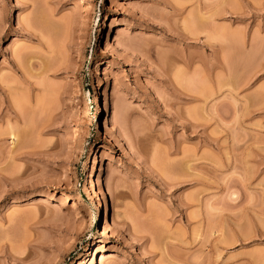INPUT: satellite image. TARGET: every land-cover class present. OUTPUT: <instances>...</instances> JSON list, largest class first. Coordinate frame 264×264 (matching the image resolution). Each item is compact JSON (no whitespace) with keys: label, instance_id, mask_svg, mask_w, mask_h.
<instances>
[{"label":"rangeland","instance_id":"1","mask_svg":"<svg viewBox=\"0 0 264 264\" xmlns=\"http://www.w3.org/2000/svg\"><path fill=\"white\" fill-rule=\"evenodd\" d=\"M0 264H264V0H0Z\"/></svg>","mask_w":264,"mask_h":264},{"label":"bare ground","instance_id":"2","mask_svg":"<svg viewBox=\"0 0 264 264\" xmlns=\"http://www.w3.org/2000/svg\"><path fill=\"white\" fill-rule=\"evenodd\" d=\"M199 18H200V17H199ZM199 18H198L199 21H198L197 19H195V20H197V21H195V20L193 19V21H194V22L192 21L193 24H194L195 22H196V23H197V22H200L201 19H199ZM32 19H33V18H32ZM188 22H189V20H188ZM192 22H189L190 24L187 23V25L190 26ZM199 25H200V23H199ZM191 27H193V26H190V28H191ZM198 27H199V26H198ZM27 28H28V26H27ZM29 30H30V29H29ZM30 31H31V30H30ZM99 106H100V105H99ZM99 111H100V110H99V108H98V112H99ZM177 169H178V168H177ZM181 172H182V171H181ZM101 200L104 201L105 199L103 200V199L101 198ZM105 202H106V201H105ZM105 209H106V205H105ZM157 238H158V237H157ZM101 259H103V257H101Z\"/></svg>","mask_w":264,"mask_h":264}]
</instances>
